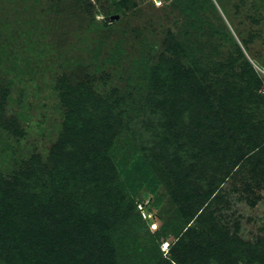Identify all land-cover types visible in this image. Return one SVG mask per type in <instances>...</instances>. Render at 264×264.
I'll use <instances>...</instances> for the list:
<instances>
[{"label": "rangeland", "instance_id": "rangeland-1", "mask_svg": "<svg viewBox=\"0 0 264 264\" xmlns=\"http://www.w3.org/2000/svg\"><path fill=\"white\" fill-rule=\"evenodd\" d=\"M69 1L67 13L57 9V0H0V91L6 98V120L16 122L18 127L11 130L0 120V173L11 177L18 168H26L36 154L51 170L49 151L67 114L74 116L84 107L93 111L100 97L112 92L110 101L123 102L117 110L123 112L121 127L116 129L110 121L105 129L99 125L98 130L109 142L108 153L125 185L126 198L137 204L144 200L149 204L150 200L156 223V230L141 222L135 228L129 221L114 226L112 233L118 246L113 249L119 264H150L147 260L154 248L152 238L166 228L175 235V231L187 227L176 202V179L192 190L200 186L194 184L195 176L211 183L215 177L223 179L229 171L220 155L212 154L215 147L211 136L225 122L214 112L195 106L182 112L176 111L175 104L164 105L175 119L165 121L169 137L155 140L148 147L152 158L145 157L131 130L147 125L137 112L141 97L146 98L152 89L147 79L135 78L136 61L150 57L151 64L156 63L172 36L189 41L199 48L200 61L209 59L216 64L212 69L217 72H212L211 80L221 78L240 85L236 99L244 108L242 116L256 115L264 120V0H191L195 1L192 9L198 7L193 11L189 5L184 7V0H129L118 13L110 10V0H100L93 11L96 17L82 22L80 8L73 9L74 1ZM98 5L112 12L109 19ZM185 9H190L188 14ZM183 64L189 67L187 61ZM65 75L64 86L59 80ZM77 85L81 92L76 98L70 88ZM143 114L141 111L139 116ZM243 124L240 118L238 126ZM165 140L169 145L174 141L172 150L166 149ZM145 159L147 168L136 179L134 170ZM249 168L243 167L225 185V198L217 208L223 209L228 229L238 233L241 241L255 245L264 239V164L258 173ZM128 232L136 240L131 245L124 241ZM170 240L176 242L173 237ZM163 256L172 258V253Z\"/></svg>", "mask_w": 264, "mask_h": 264}, {"label": "trees", "instance_id": "trees-1", "mask_svg": "<svg viewBox=\"0 0 264 264\" xmlns=\"http://www.w3.org/2000/svg\"><path fill=\"white\" fill-rule=\"evenodd\" d=\"M73 1V9L78 7L81 10L83 19L80 22L96 17L93 11L100 0H96L95 4L92 0ZM128 1L110 0V10L121 12ZM184 1V7L189 5L191 11L198 9L197 6L192 9L195 1ZM69 2L57 0L56 7L69 13ZM99 7L109 19L112 12L102 5ZM190 9H185V13L188 14ZM200 28L199 24L198 30ZM164 49L156 63L151 64L150 57L136 61L138 73L135 78L137 81L147 79L149 89H152L146 98L141 97L137 112V116L146 121V128L131 130L142 145L141 151L150 159L148 147L155 140L158 142L169 137L170 130L166 128L169 125L165 121L171 122L174 114H170L164 105L175 104L176 111L180 109L182 112L195 106L214 112L225 122L211 136L215 147L212 154L220 155L221 161L228 164L229 172L223 179L215 177L211 183L195 176L194 184L200 186L192 190L176 179V202L180 205L187 227L175 231V235L166 228L153 237L151 243L154 248L147 261L150 264H264V239L255 245L241 241L238 233L228 229L226 221H223V209L217 208L219 201L225 198V185L243 167L250 165L249 171L258 173L257 169L264 164V157L261 158L264 154V120H258L256 115L242 116L244 108L239 98L236 99L240 85L227 83L221 78L211 80L209 76L217 72L212 68L217 66L209 59L200 61L199 48L172 36ZM184 60L188 62V68H185ZM232 61L236 63L237 59ZM250 71L253 73L252 69ZM65 79L66 75L59 81L67 85ZM133 79L129 82L132 83ZM254 80L253 75L251 83ZM80 87L70 88L76 98L81 92ZM109 93L100 97L93 111L84 107V112L79 110L74 116L71 112L67 114L59 137L49 151V163L53 165L51 170L45 166L47 164L42 156L36 154L27 162L26 168H18L11 177L0 173L2 264H119L113 249L118 246L112 233L114 226L129 221L133 228L140 222L149 228L155 223V216L145 220L139 204L126 198L125 185L108 153L109 142L105 141V134L98 130L99 125L105 129L110 121L116 129L121 127L123 112L118 113L117 110L122 101H110L113 95ZM60 97L63 100L65 96ZM5 99L0 91V120L11 130L18 129L16 122L6 120ZM159 104L160 107H157ZM141 111L144 114L139 116ZM240 118L244 124L238 126ZM129 121L128 125L132 127L133 120ZM145 132H150L151 136L146 137ZM171 142L169 145V141L165 140L168 151L176 145ZM152 156L155 157V151ZM147 163L145 159L135 168L136 179L139 173L145 171ZM145 201L140 202L145 204ZM151 206L149 200L146 209L152 214ZM163 236L166 238L163 239ZM172 237L176 242L170 240ZM134 240L129 232L124 238L128 245ZM165 241L171 242L168 253H172V258L163 256L161 248ZM105 258L108 261H104Z\"/></svg>", "mask_w": 264, "mask_h": 264}, {"label": "built area", "instance_id": "built-area-1", "mask_svg": "<svg viewBox=\"0 0 264 264\" xmlns=\"http://www.w3.org/2000/svg\"><path fill=\"white\" fill-rule=\"evenodd\" d=\"M147 205H148V203H146V204L141 203V204L138 205V208H139V210H140V212H141V215H142V217H143L145 220H148V219H151V218H152V214L149 213V212H147V209H146ZM155 224H156V223H155ZM155 224L152 225L154 230L156 229V228L154 227ZM156 227H157V226H156ZM170 248H171V242H170V241H165V242L162 243V248H161V249H162V252H163L164 254H165V253H168V252L170 251Z\"/></svg>", "mask_w": 264, "mask_h": 264}]
</instances>
